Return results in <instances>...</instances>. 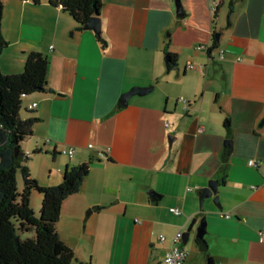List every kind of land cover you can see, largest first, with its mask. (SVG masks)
<instances>
[{"label":"crops","instance_id":"obj_1","mask_svg":"<svg viewBox=\"0 0 264 264\" xmlns=\"http://www.w3.org/2000/svg\"><path fill=\"white\" fill-rule=\"evenodd\" d=\"M2 1L1 72L21 73L31 52L49 60L48 89L22 100V118H37L21 144L32 176L57 185L66 167L90 163L57 223L71 264H165L171 237L194 218L185 264H264V0H237L230 26V0H182L184 16L175 0H104L105 48L49 0ZM167 52L178 59L171 71ZM134 86L153 90L119 108ZM106 146L109 160L95 158ZM69 147L72 157L60 152ZM212 179L221 207L207 198L201 211ZM41 203L33 194L36 211ZM203 217L206 247L197 243Z\"/></svg>","mask_w":264,"mask_h":264},{"label":"trees","instance_id":"obj_2","mask_svg":"<svg viewBox=\"0 0 264 264\" xmlns=\"http://www.w3.org/2000/svg\"><path fill=\"white\" fill-rule=\"evenodd\" d=\"M236 1L230 0L229 3L228 26L232 23ZM49 2L60 7L79 27H83L92 16H100L104 0ZM3 11V1L0 0V55L7 46L1 30ZM97 38L105 48L107 41L104 37L97 35ZM218 46L219 41L214 36L208 52ZM177 65V56L167 52V70L171 71ZM48 72L49 60L39 52L27 55L20 74L7 75L0 70V264H71L74 259L73 250L58 235L57 223L63 202L79 191L84 178L89 174L90 163L66 167L61 183L43 185L32 176L28 165L30 158L21 149L22 142L32 135L33 125L37 121L36 117L22 118L23 97L46 91ZM122 106L123 102L119 101L118 107ZM228 137L232 140L230 131ZM229 157L228 147H225L222 153L223 178L227 172ZM18 172L23 179L21 191L18 188ZM33 194L42 197L38 212L31 204ZM197 243L206 247L203 238H198Z\"/></svg>","mask_w":264,"mask_h":264},{"label":"water","instance_id":"obj_3","mask_svg":"<svg viewBox=\"0 0 264 264\" xmlns=\"http://www.w3.org/2000/svg\"><path fill=\"white\" fill-rule=\"evenodd\" d=\"M175 5H176V12L178 15H185V10L183 7V3L182 0H175ZM83 29H88V30H93L97 35H101L102 33V24H101V17L99 15H94L92 16L87 23L81 27ZM220 34L216 33V38L219 39ZM153 90V87H140V86H134L132 87L130 90H128L127 92H124L121 95V101L123 102L124 105H128L130 99L133 96H144L146 94H148L149 92H151ZM50 91H54L52 88L50 89ZM264 124V119L261 122V125ZM226 145L229 146V152H231V147H232V141L231 140H226L225 142ZM19 153V148L16 149V154L18 155ZM219 186H220V182L217 179H212L209 181L208 185L206 187H204L200 194H199V198H200V209L201 211H204V202L205 199L207 198H213V202L216 204L217 207H221L220 205V200H219ZM149 193L155 197L157 195V193L154 190H150ZM197 221V218H194L189 226V228L187 229V231L184 233V238H183V245L187 244L188 241V237L190 235V232L192 231L195 223ZM205 227H206V218L203 217L200 221V225L197 228V238H203L205 235ZM213 260L212 258H208L207 260V264H212Z\"/></svg>","mask_w":264,"mask_h":264},{"label":"built area","instance_id":"obj_4","mask_svg":"<svg viewBox=\"0 0 264 264\" xmlns=\"http://www.w3.org/2000/svg\"><path fill=\"white\" fill-rule=\"evenodd\" d=\"M219 57H223L222 51L219 53ZM190 68L195 69L196 66L193 64H190ZM180 100L185 104L184 109L185 111H187L189 101L184 97H181ZM36 105H37L36 103L29 105V109L35 108ZM93 147H94L93 144H89V148H93ZM110 151L111 149L109 146L100 148L96 151L94 157L97 159L108 160L109 159L108 154ZM60 152L62 154L68 155L69 157H72L75 153V150L74 148L69 147V148H62ZM248 162H249V165L251 166L257 167L260 165V160L258 159H250ZM188 190H191V188H188ZM170 211L176 215H181L183 213L182 209L179 207H171ZM229 216L230 215H227V217ZM183 238H184V232L182 230H179L174 236L171 237L170 245L165 252V258H164L165 264H185L186 263L187 257L189 255V251L183 245ZM160 239L164 241L166 240V237L162 235L160 236ZM258 240L260 242H264V231L258 232Z\"/></svg>","mask_w":264,"mask_h":264},{"label":"rangeland","instance_id":"obj_5","mask_svg":"<svg viewBox=\"0 0 264 264\" xmlns=\"http://www.w3.org/2000/svg\"><path fill=\"white\" fill-rule=\"evenodd\" d=\"M217 55H218V53H217ZM23 72V71H22ZM21 72V73H22ZM20 74V73H19ZM179 110L182 112L183 110H182V105L180 104V107H179ZM29 163V162H28ZM17 181H18V188H19V190L21 191L22 190V187H23V179H22V175H21V173L20 172H18L17 173ZM39 210H37V212H38Z\"/></svg>","mask_w":264,"mask_h":264}]
</instances>
